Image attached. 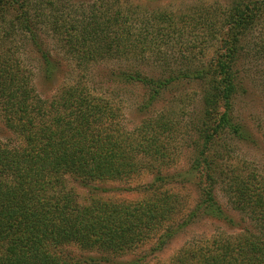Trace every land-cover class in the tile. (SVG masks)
I'll return each mask as SVG.
<instances>
[{"label": "trees", "instance_id": "trees-1", "mask_svg": "<svg viewBox=\"0 0 264 264\" xmlns=\"http://www.w3.org/2000/svg\"><path fill=\"white\" fill-rule=\"evenodd\" d=\"M46 32L79 71L48 97L38 91L13 44L26 39L42 78L51 81L61 62L45 47ZM168 44L176 54L166 60ZM209 49L212 56L202 62ZM260 53L264 0H221L184 11L130 0H0V120L19 137L11 145L0 140V264H107L113 261L108 253L121 255L150 239L152 249L161 251L201 218L236 232L187 242L160 264H264V163L240 159L229 142L258 143L234 105L250 93L238 65ZM144 56H155L170 73L130 68L104 74L111 82L146 88L138 105L143 116L128 130L119 121L120 106H114L119 99L87 84L100 60ZM182 80L201 83L199 107L186 117L153 114L161 93ZM176 135L189 144L190 166L163 173L159 164L169 157ZM143 171L153 175L141 190L151 195L133 202L92 198L81 204L67 186L68 176L86 184ZM186 183L197 198L184 212L178 194L162 186ZM71 245L89 254H73ZM127 264H146L145 257Z\"/></svg>", "mask_w": 264, "mask_h": 264}, {"label": "rangeland", "instance_id": "rangeland-1", "mask_svg": "<svg viewBox=\"0 0 264 264\" xmlns=\"http://www.w3.org/2000/svg\"><path fill=\"white\" fill-rule=\"evenodd\" d=\"M82 0H71L73 3H78ZM133 3L142 4L147 7H155L164 10L184 11L190 6L195 5H214L221 0H130ZM59 8V7H58ZM65 12L64 10H62ZM45 47L48 49L51 55H55L60 60V64L56 69L55 77L51 81H45L40 74L41 66L39 65V59L34 49L26 39H17L13 41L19 55L21 57L22 65L26 70L33 72V79L36 82V87L41 95L51 96L55 92V88L62 85L64 82H71L76 78L78 74V68H74L71 57L65 53L62 49L61 43L50 32H46L42 37ZM168 53L166 60L171 54L176 52V47L168 44ZM176 54V53H175ZM212 56V50L209 49L201 61H207ZM155 57V56H154ZM154 57H142L134 59V57L126 58H111L108 60H100L94 66L91 67V76L88 80V86L96 88V90L104 91L107 94L114 96L117 100L114 106L119 108V121L126 126L128 130L134 129L143 116L138 111V105L142 100L146 99V88L139 85H123L122 83H116L109 81L105 76L107 71H121L129 70L130 68H139L154 76H167L170 71L167 65H163L162 61H155ZM171 59L173 57H170ZM165 60V61H166ZM241 74L249 84V95H241L236 99L235 111L236 117L247 124L252 132L257 137L256 144H242L234 143L233 138L229 140L230 143L235 145V149L238 150V157L241 159L242 155L246 156L248 160H257L264 163V54L260 53L257 56H247L241 59L238 65ZM201 87V83L196 80H182L172 85V87L164 92L160 96L154 106V113L160 111H166L169 115L174 114L175 118L181 114L183 117L190 115L189 113L194 111L196 107H199L196 92ZM99 93V92H98ZM176 98L183 99L184 102H179ZM184 108V109H182ZM177 139L173 146L170 147L168 152V158H166L164 164L160 163L159 167L163 173L184 172L189 168L191 163L192 153L189 148V144H186V140L183 138ZM184 135L183 137H185ZM0 140L7 142L10 145L16 144L19 141V137L11 133L4 127L0 120ZM153 175L151 172L143 171L140 174H136L132 177L123 178H103L90 180L86 184L80 182L79 179L74 177H67V186L70 187L77 201L81 204L88 203L92 198L99 201H118V202H133L139 200L145 196L151 195L147 191H141L143 187L152 181ZM163 190L174 192L178 194V198L182 203V210L185 212L187 208L194 205L197 194L192 183H186L185 185H171L165 184L162 186ZM217 198L225 206L226 198L222 195L218 189L216 190ZM178 216H176L177 218ZM234 229L227 227L220 221H213L210 219L201 218L194 222L191 226L182 231L176 238L168 243L161 251L153 250L154 241H144L138 246L123 252L120 254H107V256L113 257V261H109L107 264H127L128 261L133 258L144 255L146 264H160L162 262L169 261L176 251L181 248L187 242L196 244L202 240L208 241L212 237L219 234H229ZM238 230V229H237ZM71 253L89 254L88 251L81 249L78 245H71ZM93 255L99 253L91 252Z\"/></svg>", "mask_w": 264, "mask_h": 264}]
</instances>
